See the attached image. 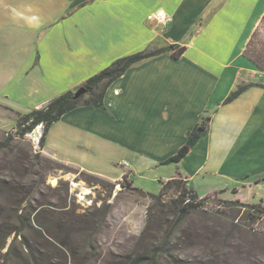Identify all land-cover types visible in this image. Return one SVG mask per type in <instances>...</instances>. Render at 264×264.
<instances>
[{
  "label": "crops",
  "instance_id": "0c3cea01",
  "mask_svg": "<svg viewBox=\"0 0 264 264\" xmlns=\"http://www.w3.org/2000/svg\"><path fill=\"white\" fill-rule=\"evenodd\" d=\"M157 11L172 18L164 29L148 19ZM263 20L264 0H0V24L29 29L35 45L16 65L0 106L26 114L77 91L117 59L184 48L177 59L169 51L129 68L109 86L104 108L65 113L42 153L145 191L133 174L163 166L210 117L187 155L164 164L162 187L180 179L199 198L264 207V70L247 55Z\"/></svg>",
  "mask_w": 264,
  "mask_h": 264
},
{
  "label": "rangeland",
  "instance_id": "374dc122",
  "mask_svg": "<svg viewBox=\"0 0 264 264\" xmlns=\"http://www.w3.org/2000/svg\"><path fill=\"white\" fill-rule=\"evenodd\" d=\"M29 35V29L0 24V98L20 59L35 46ZM247 52L264 66V21ZM17 118L0 106V226L5 219L17 223L10 209L21 199L23 207L46 208L50 236L27 229L7 259L1 239L0 264H35L31 252L43 258L38 264H264V212L242 207L240 200L212 197L180 215L173 202L180 199L179 189L173 185L161 201L142 195L127 179L98 176L104 182L90 185L82 170L36 156L50 158L37 141L41 129L17 138ZM9 137L10 145L3 147ZM165 165L135 172L132 179L158 194L169 174Z\"/></svg>",
  "mask_w": 264,
  "mask_h": 264
},
{
  "label": "trees",
  "instance_id": "16d2710c",
  "mask_svg": "<svg viewBox=\"0 0 264 264\" xmlns=\"http://www.w3.org/2000/svg\"><path fill=\"white\" fill-rule=\"evenodd\" d=\"M169 51H172L173 57L177 59L183 53L184 48H177L175 45H170L164 48L141 51V52L117 59L110 66L103 69L96 75L90 77L80 87V88H85L86 93L80 96L78 99L74 98L76 91L75 92L69 91V92H66L54 98L52 101H50L47 105L43 106L42 108H35L26 114H18L16 137L20 139H24L25 136L31 133L36 127L42 126L43 134L39 142V145L42 150L43 147L45 146L46 137H47V134L50 128L52 127L53 124L58 122L65 113L79 106H94L98 108H104L105 107L104 99H105L106 92L109 86L116 79L120 78L123 74H125V72L129 68H131L135 64L145 61L147 59H150L152 57L158 56L162 53L169 52ZM247 55L260 68L264 70V66L262 65L260 61H258L255 57L249 55L248 52H247ZM254 85L255 84L253 83L239 85L238 88L235 91H233L224 102L229 103L233 101L239 95H241L245 90H247L249 87H252ZM210 120H211L210 117H202L200 122L195 126V128L191 132H189L187 142L185 143V145L178 151L176 155L168 158L166 161L163 162V164H171V163L180 162L187 155V153L190 151L192 146L205 133H207V131L209 130ZM11 139L12 137L7 138L1 145L3 147L9 146ZM36 156L42 158V160L44 159L52 163H55L61 168L69 167L67 164H64L55 159L44 158L41 155V153H37ZM81 174H83L87 178V182L90 185H95L96 184L95 181L99 182V180L104 182L102 179H100V177L92 173L82 171ZM179 180L180 179L169 180L163 185V187L161 188V191L158 194L148 193L140 189H137V190L142 195L149 196L154 200L161 201L162 196L167 186L168 185L175 186L176 188L179 189L180 199L179 200L175 199L173 200V202L176 205L177 212H179L180 215H186V214H189L191 211L197 209L199 203H195V201L198 200L199 197L194 193L192 189L188 190L185 183H183L182 185V183ZM118 184H120L121 186L123 185V183L121 182ZM16 188L17 187L12 186L11 190L13 189L16 190ZM17 191H18V188H17ZM188 193H191L193 202L185 203L186 195ZM211 198L212 197H204L203 202ZM12 205L13 206L10 209V211L14 212L17 223L11 225L10 219H5L3 224L0 226V232L2 231V234L0 233V240L4 239V242L2 241V249H6V251L3 253V257L5 259L12 256V252L14 251L16 243L18 242L20 237L24 236L25 231L27 229H32L36 232L45 233L47 236H50L48 225L45 222L46 220L45 213L47 212L45 207H42V205H40L41 208L40 207L38 208V206L35 207V206H32L31 204L25 205L23 207L21 199H17L16 201L13 202ZM242 207L252 208L254 211H258V212H264V207H262L260 204L250 205L247 203H242ZM254 214L255 213H253V215ZM12 235H14L13 240L7 246V239ZM30 254L31 256H28L30 262L32 260L33 263L38 264L39 260L41 259L43 260V258L38 259V258L33 257L34 256L33 252H31ZM142 261H143V257H140L139 263H141ZM50 264H53V263H50Z\"/></svg>",
  "mask_w": 264,
  "mask_h": 264
},
{
  "label": "built area",
  "instance_id": "2783aa9c",
  "mask_svg": "<svg viewBox=\"0 0 264 264\" xmlns=\"http://www.w3.org/2000/svg\"><path fill=\"white\" fill-rule=\"evenodd\" d=\"M148 19L155 21L163 29L165 27H167V25L172 20V18L167 13L162 12V11H157L156 13L151 14L148 17ZM39 127H40L41 131H40V137H38V139H37L38 142H40V138L43 134V127L42 126H39ZM187 189L189 190L190 188L187 186ZM190 202H193V199H192L191 193H188L186 195L185 203H190ZM195 203H199V204L203 203V198H198V200H196Z\"/></svg>",
  "mask_w": 264,
  "mask_h": 264
},
{
  "label": "water",
  "instance_id": "95a60500",
  "mask_svg": "<svg viewBox=\"0 0 264 264\" xmlns=\"http://www.w3.org/2000/svg\"><path fill=\"white\" fill-rule=\"evenodd\" d=\"M86 93V89L85 88H79L74 95L75 99H78L80 96H82L83 94Z\"/></svg>",
  "mask_w": 264,
  "mask_h": 264
}]
</instances>
